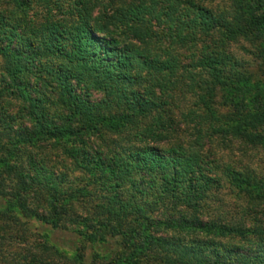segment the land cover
I'll return each instance as SVG.
<instances>
[{
    "label": "trees",
    "instance_id": "16d2710c",
    "mask_svg": "<svg viewBox=\"0 0 264 264\" xmlns=\"http://www.w3.org/2000/svg\"><path fill=\"white\" fill-rule=\"evenodd\" d=\"M204 1L0 0V228L81 238L75 260L42 242L29 264H85L110 241L115 264H264V175L200 144L264 151V109L238 100L264 95V0ZM182 125L196 143L174 140ZM222 181L256 223L209 216Z\"/></svg>",
    "mask_w": 264,
    "mask_h": 264
},
{
    "label": "rangeland",
    "instance_id": "374dc122",
    "mask_svg": "<svg viewBox=\"0 0 264 264\" xmlns=\"http://www.w3.org/2000/svg\"><path fill=\"white\" fill-rule=\"evenodd\" d=\"M204 4L211 7L217 13L225 14L230 11L232 0H205ZM32 12L35 14L36 12H41L40 14H42L44 12L42 5L33 3ZM243 47V44H234L231 50L240 59L247 60L250 57ZM182 53L187 56V52ZM251 69L257 73L254 64H252ZM238 100L251 110L264 109L263 92H252ZM219 102H222L221 96L219 97ZM193 105L194 100L189 97L182 104L183 111L187 112L189 108H193ZM228 109H230L228 106L222 107L223 112H227ZM192 127L191 125H182L176 136H174V140L181 139L189 143H196L197 136L194 133V129L192 130ZM200 144L208 152L209 159L212 161L221 165H231L235 169L249 168L261 176L264 175V151L262 150L248 149L237 142H228L222 138H212L210 140L207 136H204L200 140ZM224 181H222V188L214 191L207 202L209 216L211 218H220L225 223H238L240 225L246 223L248 227L256 223L254 219L253 221L249 219L251 216H248L251 210L249 199L237 194ZM4 207L5 202L0 198V209ZM257 218L262 219L264 225V219L260 218V216H257ZM0 223L2 224L3 222L0 220ZM12 226L14 224L11 222L5 230L0 228V264H29V253L34 248L35 243L42 242L54 245L59 250L65 252L72 260H75V256H78V247L81 245L79 243L81 238L78 235L66 231L53 230L44 224L32 222L31 227L32 233L34 234L29 240V221L23 222V225L19 228L18 226L17 228ZM120 250L121 248L112 241L95 245L89 244L84 249V263L94 264L104 261L106 264H115L114 260H117L115 255Z\"/></svg>",
    "mask_w": 264,
    "mask_h": 264
}]
</instances>
